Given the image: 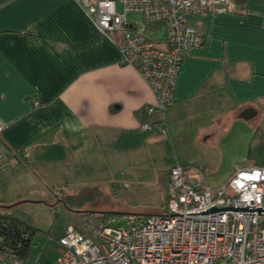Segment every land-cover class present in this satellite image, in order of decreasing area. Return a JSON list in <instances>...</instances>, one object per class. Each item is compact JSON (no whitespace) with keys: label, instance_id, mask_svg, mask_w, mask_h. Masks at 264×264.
Here are the masks:
<instances>
[{"label":"crops","instance_id":"1","mask_svg":"<svg viewBox=\"0 0 264 264\" xmlns=\"http://www.w3.org/2000/svg\"><path fill=\"white\" fill-rule=\"evenodd\" d=\"M235 6L189 19L204 42L180 62L163 134L158 114L147 111L152 90L120 62L118 32L101 33L77 0H0V125L10 153L0 185L17 187L6 202L85 184L84 168L167 165L168 180L178 163L191 183L217 187L238 167L263 165L264 0ZM126 24L164 46L163 20L128 13ZM148 121L154 125L142 129ZM215 150L235 157L212 181L203 168ZM53 248L43 264L61 247ZM28 250L23 259L33 264Z\"/></svg>","mask_w":264,"mask_h":264},{"label":"built area","instance_id":"2","mask_svg":"<svg viewBox=\"0 0 264 264\" xmlns=\"http://www.w3.org/2000/svg\"><path fill=\"white\" fill-rule=\"evenodd\" d=\"M77 1L101 33L120 34V62L132 66L152 90L155 101L147 111L158 114V130L166 134L163 112L173 103L180 62L204 42L189 19L234 12V0ZM128 13L146 21L163 20L164 46L132 30L126 24ZM153 125L143 122L141 128ZM2 129L0 125V167L10 156ZM168 189L171 195L161 214L115 218L73 212L57 238L60 251L49 264H264V164L238 167L223 184L210 187L191 183L175 163ZM113 220L124 222L114 227ZM0 264L26 263L16 250L5 247Z\"/></svg>","mask_w":264,"mask_h":264},{"label":"rangeland","instance_id":"3","mask_svg":"<svg viewBox=\"0 0 264 264\" xmlns=\"http://www.w3.org/2000/svg\"><path fill=\"white\" fill-rule=\"evenodd\" d=\"M144 24L147 27L148 24L145 22ZM164 156L165 160L172 156L169 145ZM234 157L233 150H224L222 153L215 150L211 153L209 162H206L203 168V172H211L208 180L216 181L217 178L214 177L229 169ZM168 165H171V162ZM166 169L167 165L143 170L111 169L110 172L99 168L79 169L82 175L79 181H87L85 184L78 185L88 187L90 197L95 194L92 200L85 196L88 201L80 206L70 205L69 202L68 206L64 205L63 200L66 198L62 197L80 188L77 184L67 186L65 191L63 190L65 193L50 186L45 195L42 194L36 198H33L30 192H26V198L13 202H6L5 199L17 187L12 184L0 185V215L16 218L34 228L35 236L33 234L31 238L32 244L28 250L27 261L30 260L33 264H43L51 259L55 252L53 246L57 238L71 222L70 210L87 209L100 214L107 212L115 218L128 214L144 217L163 213L165 202L171 195L167 186ZM151 173L156 177H152ZM23 199H28V201Z\"/></svg>","mask_w":264,"mask_h":264},{"label":"trees","instance_id":"4","mask_svg":"<svg viewBox=\"0 0 264 264\" xmlns=\"http://www.w3.org/2000/svg\"><path fill=\"white\" fill-rule=\"evenodd\" d=\"M235 3H243L246 0H234ZM88 187H81L73 194H64L62 197L66 198L63 200L64 205H81L92 200L94 195H88ZM86 196V198H85ZM89 196V197H88ZM80 211V210H79ZM106 217H111L109 213L102 212ZM28 233V237L25 239L23 234ZM34 228L30 225L24 224L20 220L9 217L6 215H0V249L5 247L16 250L22 257L26 255L29 248L30 240L33 236ZM20 242V246L17 247V243Z\"/></svg>","mask_w":264,"mask_h":264},{"label":"water","instance_id":"5","mask_svg":"<svg viewBox=\"0 0 264 264\" xmlns=\"http://www.w3.org/2000/svg\"><path fill=\"white\" fill-rule=\"evenodd\" d=\"M123 222H124L123 220H120V221L113 220V221L110 222V225L116 227L118 224L123 223Z\"/></svg>","mask_w":264,"mask_h":264}]
</instances>
